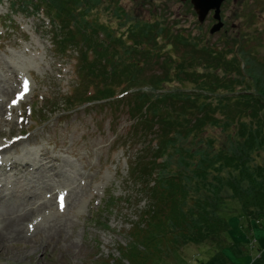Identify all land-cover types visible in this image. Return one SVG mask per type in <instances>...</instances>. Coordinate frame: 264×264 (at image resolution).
<instances>
[{
    "label": "rangeland",
    "instance_id": "obj_1",
    "mask_svg": "<svg viewBox=\"0 0 264 264\" xmlns=\"http://www.w3.org/2000/svg\"><path fill=\"white\" fill-rule=\"evenodd\" d=\"M93 3L85 7L90 11L86 16L81 15V7L77 10L80 12L76 11L78 6L68 8L75 7L73 12L85 18L86 25L103 28L112 38H119L122 49H129L127 55L121 53L120 59L136 64L137 69L130 67L128 72L141 73L135 88L141 87L144 92L152 78L169 81L162 85L163 90L188 87L189 83L182 81L186 74L180 70L189 71L190 65L202 70L203 58L194 54L182 42L184 39L176 38V32L196 38V42L209 46V51L210 47L214 51L224 46L228 51L230 38L245 37L242 50L264 76V0H228L221 8L224 28L212 35V18L198 27L188 2ZM15 4L14 0H0V109L4 112L0 116V144L11 133L15 138L8 141L20 139L22 143L0 153V220L8 213L21 211L29 202L32 212L22 225L26 239L0 248V264H128L122 261L119 251L131 243L132 225L138 223L149 204L144 188L130 181V165L153 155L159 141L154 132L162 133L159 125H134L139 103L132 97L74 108L75 49L57 53L45 15H23ZM8 18L14 24H9ZM158 22L163 30L156 36ZM172 24L176 27L174 33L166 36ZM7 27L13 33H7ZM137 27L144 29L133 39L131 34ZM53 31L55 38L62 36L58 26ZM167 37L179 43L170 47ZM124 82L122 77L116 83L119 86ZM75 90L82 93L84 88L76 86ZM147 129L153 133L146 135ZM13 160L18 164L10 166ZM23 162H29L33 167L30 170L37 171L19 172ZM51 165L59 175L48 169ZM227 205L224 216L231 229L226 240L243 246L239 256L229 249L225 251L229 262L254 264L264 259V219L248 224L239 216V204ZM215 252L208 244H189L169 251L159 264H203Z\"/></svg>",
    "mask_w": 264,
    "mask_h": 264
},
{
    "label": "trees",
    "instance_id": "obj_2",
    "mask_svg": "<svg viewBox=\"0 0 264 264\" xmlns=\"http://www.w3.org/2000/svg\"><path fill=\"white\" fill-rule=\"evenodd\" d=\"M14 3L22 14L33 17L42 9L52 32L55 26L60 28L62 36L53 37L55 50L64 53L71 47L77 51V88L84 91L73 93L75 108L132 97L139 103L134 125L157 122L162 132H154L159 141L153 155L130 165L131 181L144 188L149 204L132 225L131 243L119 251L122 261L159 264L169 251L208 244L216 252L203 264H232L225 251L239 256L243 246L226 240L231 229L224 216L227 203L239 204V216L248 224L264 219V76L242 50L245 37L230 38L228 51L226 46L214 51L210 47L209 51V46L196 38L176 32V38L184 39L182 42L203 58L202 70L192 65L189 71L180 70L186 74L182 81L188 82V87L163 90L162 85L169 81L152 78L144 92L135 88L141 73L128 72L130 67L137 69L136 64L120 59L129 49H122L119 38L108 32L104 40L99 39L97 32L105 30L86 25L87 20L73 12L75 7L68 8L78 6L77 11L81 7V15L86 16L90 11L85 7L94 6L93 0ZM144 27H137L132 38L139 37ZM155 27V35H161L160 22ZM171 28L166 36L174 33L176 27L172 24ZM168 39L170 47L179 43ZM122 77L125 85L118 86ZM85 80L88 82L83 83ZM126 86L129 89H124ZM132 89L137 91L131 93ZM156 91L160 93H152ZM118 95L123 96L116 99ZM144 132L153 133L151 129ZM254 264H264V259Z\"/></svg>",
    "mask_w": 264,
    "mask_h": 264
},
{
    "label": "bare ground",
    "instance_id": "obj_3",
    "mask_svg": "<svg viewBox=\"0 0 264 264\" xmlns=\"http://www.w3.org/2000/svg\"><path fill=\"white\" fill-rule=\"evenodd\" d=\"M6 94L7 93H5V95ZM3 114H4L3 110L0 109V116H2ZM13 138H15V136L12 135V133H11L6 138L7 141L0 144V153L8 151L12 148H16L22 143V141L20 139L16 140V141H8L9 139H13ZM16 152H17V150H16ZM22 152H23V150H22ZM26 153H28V152H25V154ZM42 155H44V157H45V153ZM49 160H50L49 158H46V161H49ZM16 164H18V163L13 160L11 162L10 166H13ZM20 166H22V170L19 172L37 171V170H30L33 167L31 166V164L29 162L20 163ZM42 169H38V170L40 171ZM48 169L51 172H53L54 175L60 174V172L57 170V168H55L54 165L48 166ZM30 204H31L30 202L26 203V205L22 208L21 211H15L12 213H8L6 217H4L3 219L0 220V248L6 247V245L9 242L20 241V240L24 241L26 239V237L23 234L22 225H23L24 221H26L27 219H29L31 217L30 215H31L32 209L29 208ZM49 235H50V233H49Z\"/></svg>",
    "mask_w": 264,
    "mask_h": 264
},
{
    "label": "water",
    "instance_id": "obj_4",
    "mask_svg": "<svg viewBox=\"0 0 264 264\" xmlns=\"http://www.w3.org/2000/svg\"><path fill=\"white\" fill-rule=\"evenodd\" d=\"M224 1L226 0H190L193 9L198 16L199 22H203L209 12L214 11V19L218 23L210 30L211 34L218 32L223 26L222 22L220 21V7Z\"/></svg>",
    "mask_w": 264,
    "mask_h": 264
}]
</instances>
